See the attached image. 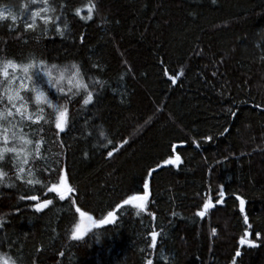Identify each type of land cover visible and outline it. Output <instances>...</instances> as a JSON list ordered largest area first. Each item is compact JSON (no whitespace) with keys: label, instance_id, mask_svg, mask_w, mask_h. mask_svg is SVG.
<instances>
[{"label":"trees","instance_id":"obj_1","mask_svg":"<svg viewBox=\"0 0 264 264\" xmlns=\"http://www.w3.org/2000/svg\"><path fill=\"white\" fill-rule=\"evenodd\" d=\"M23 2L0 0L14 6L18 17ZM67 3L65 36L26 34L22 21H0V48L9 55L35 53L61 67L76 62L104 81L94 104L82 108L74 98L69 129L57 136L54 125H43L46 158L37 167L64 168L78 188L71 199L94 220L141 190L153 168L149 200L143 211L122 206L114 221L77 240L71 231L81 218L69 198L29 191L20 182L9 187L15 176L7 165L0 182V253L19 257V264H145L148 258L153 264H233L239 248L235 264H264V240L255 236L264 235V0ZM90 4L97 6L91 20L75 15L80 8L87 16ZM181 66L183 75L173 83L168 76ZM43 87L53 103H65L62 93ZM101 129L117 146L112 157ZM170 155L181 162L163 165ZM40 179L54 182L47 172ZM221 185L224 202L213 200L214 207L197 216L203 198L215 196ZM21 195L53 204L37 212L30 206L36 201ZM236 196L245 200L243 213ZM245 215L255 247L239 244ZM153 229L161 234L149 249Z\"/></svg>","mask_w":264,"mask_h":264},{"label":"snow or ice","instance_id":"obj_2","mask_svg":"<svg viewBox=\"0 0 264 264\" xmlns=\"http://www.w3.org/2000/svg\"><path fill=\"white\" fill-rule=\"evenodd\" d=\"M94 9H97L96 4H90L87 16L80 15V8H75L74 12L81 20L88 21L93 18ZM19 10L21 16L18 17L16 15L17 9L14 6L7 3L0 4V21L10 20L13 24L22 21L23 31L26 34L37 36L47 35L49 31L65 36L66 31L69 30L67 12L70 11V8L67 0H24L19 6ZM80 39L81 41L84 40L83 33H81ZM24 42L27 43L26 40ZM100 67L97 63L92 64V68ZM37 69L43 73V76L38 74ZM183 71V66H181L180 71L170 77L171 81L175 83L177 76L183 75ZM165 75H167V70H165ZM44 84L55 88L58 93H62L65 103H53L43 87ZM103 87L104 81L88 76L87 71L82 70V66L76 62L61 67L55 63L49 64L43 57H37L35 53L16 56L9 55L5 49L0 48V182H3L4 178L8 176L4 167L10 165L15 181L9 187H16V182H20L29 191L46 190L49 193H56L61 201L69 198L70 209L74 208L75 213H78L81 218L80 222L74 224L71 231V238L77 240L86 234L87 229L83 224L85 217L89 221V227H92L114 221L116 219L115 211L122 209L124 205H134L139 211L145 210L150 195V178L155 171V169L149 168L142 181L141 190H134L133 194L127 195L126 198L115 204L113 210L107 211L101 219L94 220L91 215L76 206L77 201L75 199H71L73 193H78V188L69 183V177L64 168L37 167L39 162L46 158L43 148L46 141L40 135L43 132V125H54L57 130L56 134L59 136L60 133L71 127L72 117L69 105L74 98H79L82 108L92 105L98 99L99 89ZM45 107L51 109V112H46ZM25 127L29 129L35 127L38 131L26 132L24 131ZM224 131L227 132L228 129H224ZM99 135L107 141L105 147L112 145L111 150L107 152V156L112 157L117 151V146L108 139L102 129L99 130ZM203 139L211 140L212 137L205 136ZM120 143L126 144L127 140H122ZM171 147L175 149L176 145L173 144ZM180 162L181 157L179 155H170L163 159L162 164H179ZM161 166L160 163L156 164L157 169ZM45 172L52 176L54 182L45 183L40 179ZM37 185L40 186L39 189L35 187ZM224 197L225 191L221 185L215 196L203 198L202 209L197 211L196 215L204 217L207 211L214 207L212 201L215 200V204H222ZM19 199L36 201L30 206L35 208L37 212L53 204V200L38 198L36 195H21ZM236 199L239 201L240 211L243 213L245 200L240 196H236ZM16 211L19 212L20 209L16 208ZM149 215L153 219L155 218V213H149ZM243 222L246 227L243 235L239 238V244L255 247L256 241L248 239L252 225L249 223L247 215L244 216ZM216 231V228L211 229L213 234ZM160 234L155 229L148 233L151 237V243L147 245L149 249L157 247V237ZM255 236L264 240V235L259 231H255ZM37 251L40 249L38 248ZM240 256L241 250L237 248L233 257V264H235V259ZM19 259V257L13 259L5 253H0V264H19ZM145 264H153V260L148 258Z\"/></svg>","mask_w":264,"mask_h":264},{"label":"water","instance_id":"obj_3","mask_svg":"<svg viewBox=\"0 0 264 264\" xmlns=\"http://www.w3.org/2000/svg\"><path fill=\"white\" fill-rule=\"evenodd\" d=\"M167 75H168V74H167ZM168 78L170 79L169 76H168ZM170 80H171V79H170ZM83 224H84L85 228L87 229V231L93 227V226H92V227H89V221H88V220H84V221H83Z\"/></svg>","mask_w":264,"mask_h":264},{"label":"rangeland","instance_id":"obj_4","mask_svg":"<svg viewBox=\"0 0 264 264\" xmlns=\"http://www.w3.org/2000/svg\"><path fill=\"white\" fill-rule=\"evenodd\" d=\"M86 220H87V218H86Z\"/></svg>","mask_w":264,"mask_h":264}]
</instances>
